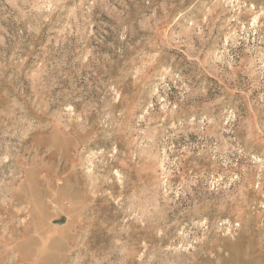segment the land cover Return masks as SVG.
<instances>
[{
    "label": "rangeland",
    "instance_id": "obj_1",
    "mask_svg": "<svg viewBox=\"0 0 264 264\" xmlns=\"http://www.w3.org/2000/svg\"><path fill=\"white\" fill-rule=\"evenodd\" d=\"M0 264H264V0H0Z\"/></svg>",
    "mask_w": 264,
    "mask_h": 264
}]
</instances>
